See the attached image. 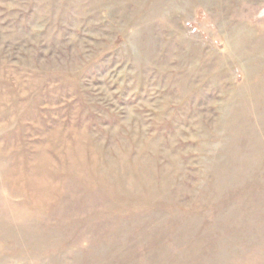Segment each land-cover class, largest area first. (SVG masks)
Returning <instances> with one entry per match:
<instances>
[{"label":"rangeland","instance_id":"rangeland-1","mask_svg":"<svg viewBox=\"0 0 264 264\" xmlns=\"http://www.w3.org/2000/svg\"><path fill=\"white\" fill-rule=\"evenodd\" d=\"M0 264H264V0H0Z\"/></svg>","mask_w":264,"mask_h":264}]
</instances>
